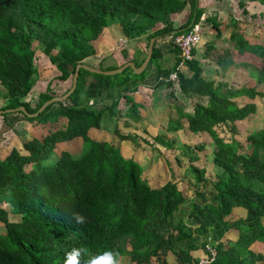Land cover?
<instances>
[{
	"label": "trees",
	"instance_id": "16d2710c",
	"mask_svg": "<svg viewBox=\"0 0 264 264\" xmlns=\"http://www.w3.org/2000/svg\"><path fill=\"white\" fill-rule=\"evenodd\" d=\"M186 5L188 18L175 28L171 15ZM200 15L198 0H0V85L5 89L0 110L23 106L34 113L46 100L66 93L76 65H89L85 59L94 54L93 41L111 23H119L129 39L146 34L148 45L155 38L150 61L141 73L130 67L112 75L81 68L73 92L64 100L47 105L34 117L12 112L35 124L61 117L65 121L39 138L24 141L25 153L12 148L0 158V223L4 227L0 264H66L74 248L87 249L78 264L109 250L118 253V260L127 255L136 264H169V253L176 264H198L197 251L211 256L206 247L215 251L209 264H264V256L251 248L264 243V121L250 130L242 127L239 122L255 114L257 105L237 102L240 97L264 100V46L245 40L237 21L231 20L230 40L240 52L259 60V66L241 63L252 85L203 78V68L194 58L196 47L185 63L191 75L176 71L177 81L168 83L180 97L196 101L186 112L171 90L174 116L165 129L205 134L209 147L205 141L175 145L174 139L162 135L153 136L152 142L142 139L151 147L158 144L171 153L177 150L174 166L183 169L186 181L176 179L180 172L171 171L162 185L151 186L138 161L125 157L118 146L87 134L91 127L104 128L120 140H135L131 134H121L116 121L121 115L137 119L140 104L129 93L149 67L159 71L156 39L171 36L177 64L179 50L173 38L198 23ZM157 24L162 26L153 30ZM213 28L219 37L218 25ZM35 43L57 70L55 78L68 84L57 95L49 80L31 106L24 99L39 80ZM8 114L0 113L6 127L0 128V134L11 127ZM107 120L112 122L110 127ZM76 138L81 139L79 155L54 151L58 143ZM202 151H208L212 165L220 169L213 178L206 175L205 166L195 164ZM163 158L171 166L172 158ZM206 194L214 202L198 198ZM237 208L244 210L238 218L233 216ZM10 214L17 218L9 219Z\"/></svg>",
	"mask_w": 264,
	"mask_h": 264
},
{
	"label": "crops",
	"instance_id": "0c3cea01",
	"mask_svg": "<svg viewBox=\"0 0 264 264\" xmlns=\"http://www.w3.org/2000/svg\"><path fill=\"white\" fill-rule=\"evenodd\" d=\"M198 7L201 10L200 19L198 21L202 28L201 41L193 51L194 58L199 60V65L203 68V78L214 81H225L234 86H239L244 83L252 85L253 80L248 77L247 71L243 68L241 63L252 61L251 59H249V61L245 59L247 55H249V57L257 56L246 51L240 52L236 44L230 40L229 36L232 32L233 25L231 20L234 19L237 21L236 24L239 33L245 40L251 44H261L264 46V4L260 3L258 0H198ZM233 11L239 15H234ZM189 13V5H186L182 11L173 13L171 18L174 27L176 28L183 25L186 22ZM177 21L179 22L176 23ZM213 24L218 25L219 37L216 36V30L213 28ZM161 26V24H157L153 30L158 29ZM170 37L171 36L160 37L155 41V46L158 48L157 63L159 71L154 66L149 67L148 74L145 78L138 83L137 88L133 92L129 93L132 99L140 104V107L137 109V119L121 115L116 121L120 133L131 134L132 136H135V140H120L113 132L104 128L91 127L87 131L88 136L92 139L97 141H107L118 146L125 157L135 159V156L143 155L145 158H148V156H153L154 153H156L158 157H161L163 165L165 166V175L163 178L160 177L157 179H152L151 176L146 173L145 170H148V165L146 166L145 162L147 161H143L142 159L138 161L135 159L141 165L143 164V176L151 186L162 185L170 178L171 171L179 173L182 172L183 169L177 170L178 168H175L174 166V156L178 152L177 150H175V152L173 151L172 159H170L171 166L168 167L163 156H167L166 153L171 152L172 150H166L162 146L163 151L158 150V144L151 147L145 144L142 139L146 138L152 142L153 136L162 135L165 139H174L175 145L180 143H188L192 145L208 139L206 136L205 139L198 138L199 140H193V143H191L187 140H181L182 138L180 137L187 136L189 139H195L201 134H192L186 128L178 132H168L165 129L168 119L171 116H174L171 106L175 102L171 98L170 91L173 89L170 84H168L169 81L166 80L168 75H166L165 72L168 70L171 72L173 71L178 56L171 51L170 44L165 46L164 40L170 39ZM35 45L36 44H34V46ZM146 45V34L137 38L129 39L123 33L121 25L114 22L106 26L99 37L93 41L94 54L85 59V61L89 63V65L97 68L99 66L103 68L119 67L126 62H133L135 64L144 60L148 46ZM36 67L39 73V80L32 88L29 95L24 99L29 103L32 101L30 104L31 106H34L38 98L36 97L33 101V95L37 94L38 96L41 91L45 90L48 83L47 81V83L43 85V81L46 79L45 77L48 76L47 71H40L39 66L36 65ZM179 72L186 77L191 75V72L185 64L179 69ZM173 91L177 97V103L183 106L184 111L190 112L196 99L194 97H180L179 93L175 92L176 90ZM4 93L5 89L0 85V94L3 95ZM255 99L250 100L246 97H240L237 98V102L239 104H244L250 101L256 103ZM1 104L2 100L0 99V106ZM121 107L126 109V107ZM124 111L125 110L122 112ZM248 120L249 117L239 123L244 127L245 122ZM6 121L11 127L2 131L0 134V158H4L12 148L19 149L21 153H25L21 150L24 141L32 137H41L52 128L55 129L62 125L65 119L61 117L58 120L53 121L50 123L52 126H46V124H43L42 126H44V130L40 131L39 135H37L36 131L38 130L36 129L40 124L28 122L20 113L11 112V114L6 116ZM2 122L3 120L0 117V128H6L2 125ZM17 135L25 136L21 143ZM77 141L81 143L80 138H76L69 142L58 143L54 151L58 154H60L61 151H74L73 143ZM11 143L14 144L11 145ZM3 144H7L11 147L9 149L3 148ZM206 144V146L209 147L208 143ZM147 148L149 150H147ZM201 153L204 154L202 155ZM206 153H208V151L199 152L200 159L195 163L196 165H198V162L201 163L200 161H203V157H208ZM176 179L179 178L177 177Z\"/></svg>",
	"mask_w": 264,
	"mask_h": 264
},
{
	"label": "rangeland",
	"instance_id": "374dc122",
	"mask_svg": "<svg viewBox=\"0 0 264 264\" xmlns=\"http://www.w3.org/2000/svg\"><path fill=\"white\" fill-rule=\"evenodd\" d=\"M178 22L179 21H177L176 23H178ZM164 41H165V46H167L168 44L171 43L170 39H165ZM33 46H34V44H33ZM33 48L35 50V54H34L35 55V60L34 61H35L36 65L39 66L40 71H42V70L47 71V74H48V76L45 77L46 79L43 81V85L45 83H47V81L51 80L52 89L54 90V92L57 95H60L64 91V89L66 88L68 83L66 81L65 82H61L57 78H55V76L58 75V72L55 69L54 65H52L50 63V61L46 58V56L42 53L40 45L38 46L36 44ZM245 59H247L248 61H249V59H251L252 61H250V62H252V64L259 66V60H258L257 57H249V55H247V57H245ZM42 92H44V91H41V93ZM36 97H38L37 94L33 95V99L32 100L34 101ZM255 100H256V104H257V110H256V113L253 114L252 116H250L249 120L245 122L244 128H247V130L253 129L255 127H260L261 124L264 121V100L259 98V97H257ZM31 103H32V101H30V104ZM106 123H107V126L110 127L112 122L110 120H107ZM42 125L43 124L38 125V128L36 129V130H38V131H36L37 135L40 134V131L44 130V128H43L44 126H42ZM46 126H52V125H50V121H48L46 123ZM52 130H53V128H52ZM17 136L19 138L20 143H21L22 139L25 138V136H23V135H17ZM180 138H182L181 140H187L188 142L193 143V140H199L198 138L205 139L206 135H204V134L202 135L201 134L200 136H197V138H195V139H189L187 136H183V137H180ZM209 142L210 141L208 139L205 140V143H209ZM14 143H15V140H14ZM14 143H11V145L14 144ZM73 144H74V147H73L74 151H76V152L71 151V153L73 155H79L80 151H81V147H82L81 143L77 141V142H75ZM10 147L11 146H8L7 144H3V148H6V149L8 148L9 149ZM157 148H158V150H162L163 151V148L161 146L158 145ZM147 150H149V149L147 148ZM166 154L167 155L169 154V158H171L173 156L171 152H168ZM201 154L203 155L204 153H201ZM135 159L138 160V161H140V159H142L143 161H147L145 163H146V166L148 165L147 166L148 170L146 168H144V169H146L145 170L146 173H148V175L151 176L152 179H157V178H160V177L163 178V176L165 175V170H164L165 166L163 165V160H162L161 157H158L156 153H154L153 156H148V158H145L143 155H137V156H135ZM202 160L203 161H200L201 163L198 162V165L199 166H201V165L205 166V168H206L205 172H207L206 175L209 176V178H213L214 175L217 172L220 171V169L218 167L212 165L210 156H208L207 158L202 159ZM177 176L180 179L179 181H182V180L186 181L187 180L185 177H183V172H180L179 175H177ZM189 189H190V191L188 190V193H189V196H190L192 194V190L193 189L191 187ZM211 197L212 196L206 194V195H200L198 198H205L207 200H210V201L214 202ZM3 207H5L7 210L11 209L10 206L6 205V204H4ZM243 215H244V210L243 209H238L237 208V209L233 210V216L234 217L238 218V217L243 216ZM16 218L17 217H14L12 214L9 215V219H11V220H15ZM187 222L190 223V224H194L191 220H187ZM3 231H4V227H3L2 223H0V234ZM231 232H234V230L229 231L227 234L231 235ZM251 248L255 252H259V253H261L264 256V243L252 244ZM194 256H195L194 258L197 257L198 262H199L201 259L205 260L207 254L206 255L205 254L202 255L201 251L199 250L196 253H194ZM167 261H168L169 264H176L173 255L170 254V253L167 256ZM119 264H136V263L132 262L130 260L129 256L124 255V256H122L119 259Z\"/></svg>",
	"mask_w": 264,
	"mask_h": 264
},
{
	"label": "water",
	"instance_id": "95a60500",
	"mask_svg": "<svg viewBox=\"0 0 264 264\" xmlns=\"http://www.w3.org/2000/svg\"><path fill=\"white\" fill-rule=\"evenodd\" d=\"M155 38H151L149 40L148 46H147V51H146V56L144 58V60L142 61V63L139 66H135V64L133 62H126L125 64L112 69V70H102V69H98L96 67H91L87 64L84 63H79L76 65L75 67V71L74 74L72 76V85L70 87V89L64 93L61 96H54L49 100H46L39 108L36 112L34 113H28L25 108L23 106H19L17 108H10V109H5V110H0V113H11V112H22L24 115L28 116V117H34L36 116L39 112H41L47 105L57 102V101H62L65 98H67L74 90L75 86H76V82H77V77H78V73L79 70L81 68L91 71V72H95V73H101V74H106V75H112V74H116V73H120L123 69L130 67L134 73L139 74L141 73L143 70H145V68L147 67L151 55H152V51H153V42H154Z\"/></svg>",
	"mask_w": 264,
	"mask_h": 264
},
{
	"label": "built area",
	"instance_id": "2783aa9c",
	"mask_svg": "<svg viewBox=\"0 0 264 264\" xmlns=\"http://www.w3.org/2000/svg\"><path fill=\"white\" fill-rule=\"evenodd\" d=\"M234 15H239L238 13L234 12ZM201 40V32H200V25L199 22L191 26L186 32L180 33L173 38V43L179 50V62L175 66V70L170 72L166 77V80L169 82L175 83L177 81L176 71L179 69L189 60L192 59V50L197 46V44ZM211 256L207 255L205 260H200L198 264H209L215 255V251L210 247H206Z\"/></svg>",
	"mask_w": 264,
	"mask_h": 264
},
{
	"label": "clouds",
	"instance_id": "9594fccd",
	"mask_svg": "<svg viewBox=\"0 0 264 264\" xmlns=\"http://www.w3.org/2000/svg\"><path fill=\"white\" fill-rule=\"evenodd\" d=\"M87 254V249L85 248H74L70 254L67 256L66 264H78L79 258L82 255ZM118 253L109 250L105 251L102 255L98 257L90 258L87 264H119Z\"/></svg>",
	"mask_w": 264,
	"mask_h": 264
}]
</instances>
